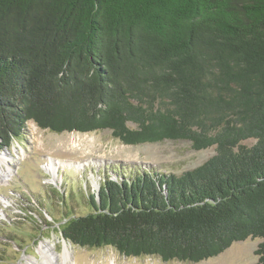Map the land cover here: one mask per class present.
<instances>
[{
	"label": "trees",
	"instance_id": "16d2710c",
	"mask_svg": "<svg viewBox=\"0 0 264 264\" xmlns=\"http://www.w3.org/2000/svg\"><path fill=\"white\" fill-rule=\"evenodd\" d=\"M28 122L215 148L180 175L105 173L60 226L72 245L199 263L251 238L264 264V0H0V147Z\"/></svg>",
	"mask_w": 264,
	"mask_h": 264
},
{
	"label": "rangeland",
	"instance_id": "374dc122",
	"mask_svg": "<svg viewBox=\"0 0 264 264\" xmlns=\"http://www.w3.org/2000/svg\"><path fill=\"white\" fill-rule=\"evenodd\" d=\"M214 154V147L196 151L186 141L128 146L108 130L58 134L28 122L10 148L0 147V264H44L41 247L49 245L61 255L64 242L68 264H255L260 239L233 243L199 263L163 262L152 256L125 257L111 247L81 248L60 231L65 218L92 211L89 196L97 194L105 173L113 181L136 171L180 175Z\"/></svg>",
	"mask_w": 264,
	"mask_h": 264
},
{
	"label": "bare ground",
	"instance_id": "6f19581e",
	"mask_svg": "<svg viewBox=\"0 0 264 264\" xmlns=\"http://www.w3.org/2000/svg\"><path fill=\"white\" fill-rule=\"evenodd\" d=\"M0 161H2V159H0ZM49 164L51 165V163ZM62 165L64 164L62 163ZM67 165L71 166V164H67ZM67 165H64V166H67ZM50 168L53 169L52 166ZM40 254L42 256L44 264H68L69 262V251H68V246L65 242H64V251L61 255H56L54 251H52L49 245H43L41 247Z\"/></svg>",
	"mask_w": 264,
	"mask_h": 264
}]
</instances>
